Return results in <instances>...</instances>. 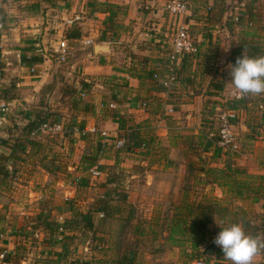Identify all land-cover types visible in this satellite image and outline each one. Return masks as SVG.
Wrapping results in <instances>:
<instances>
[{"label":"rangeland","instance_id":"obj_1","mask_svg":"<svg viewBox=\"0 0 264 264\" xmlns=\"http://www.w3.org/2000/svg\"><path fill=\"white\" fill-rule=\"evenodd\" d=\"M133 1L135 17L129 15L130 3L122 1L119 5H113L114 34L125 32L127 36L123 42L128 44L154 42V38L158 39V42H164V47L159 49L166 58L167 42L173 31L166 26L157 32L153 25L157 18L160 19L158 15H153L158 9L163 20L170 18V14L161 5L164 0H156L154 4V0ZM74 4L73 0H0V22H3L0 30V100L12 102L8 121L0 126V138L14 145L19 140L27 143L21 153L23 159L16 161L19 167L15 176L4 182L0 181V254L5 250L11 253L9 257L8 253L5 255L4 260L9 259L8 262H4L0 256V264H121V258L128 264L132 260L133 264H168L167 251L178 247L168 240L169 222L178 212H183L182 216H185L186 206L161 200L162 205L158 209L160 218L155 221L157 216L154 214V237L152 236L150 217L156 194L151 187L146 186L148 172L132 178L127 171L154 169V126L141 130L139 125H132L128 119H124L119 136L125 138L126 145L121 148L116 147L115 136L106 139L102 135L103 124L101 125L100 118L111 116L117 110L109 106L116 102V96L111 97L112 94L109 93L111 86L128 87L129 80L96 74L94 68L97 59L89 55L92 45L84 46L79 41L65 38L78 29L79 22L87 19L92 20L87 25L88 33L94 32L100 26V21L108 20L96 13L109 9L110 4L100 0H80L77 12L72 13L73 18L76 15L86 18L70 24L64 13L70 14ZM189 6L191 13L181 20L185 19L186 23L189 22L188 19L194 20L189 31L198 51L186 56L182 71L180 68L177 72V82L181 79L184 84H195L196 89L210 85L214 81L213 74L219 72L221 66L230 65V60L244 55H264V0H189ZM251 10L256 11L254 15L250 13L249 18ZM30 15L35 18L33 25L30 24ZM11 22L15 24L10 25ZM45 25L49 28L41 36L43 42L34 38L37 35L28 33L29 29ZM103 28L105 34L107 30L113 32L106 24ZM62 39L72 46L66 62H60L54 53V47ZM198 42L207 44L199 50ZM215 42H223V45L219 47ZM37 44H41L39 46L43 49L42 52L38 51L40 47ZM120 46V52L113 56V60H120L125 71L140 78V84L145 82L148 87L158 85L153 79L154 61L151 62L154 59V45L151 46L152 49L147 48L152 55H147L148 57L141 55L136 46ZM106 50L108 47L97 50V55ZM28 54L42 58V65H39L40 62L38 65L28 62ZM221 54L224 56L223 61L216 60ZM206 57L210 59L208 65ZM32 65H36L35 70ZM123 81H127V85L120 83ZM220 82L223 85H218L224 91L227 81L223 79ZM175 87L176 84L169 90ZM203 91L207 95L204 87L200 92ZM135 98L136 104H140L146 112H154V105L151 104L153 101L149 97L137 94ZM224 98H229L228 94ZM245 98V101L252 100L263 105L252 107L245 114L248 115V126L241 131V135L237 134L239 152L220 153V157L225 156V160L233 166L239 164L237 158L242 154L264 150V94L248 95ZM210 99L208 96L206 100ZM144 102L147 103L146 106L143 105ZM227 102H230L228 105H233L232 100ZM167 110L163 113L168 112ZM195 112L198 113V108ZM217 112L219 111L211 109L208 112L215 119H207L211 124L205 125L210 127H206V130L217 131ZM30 118L60 121L64 124V131L29 136L25 127ZM90 119L94 120L96 129L85 135L80 128L82 125L84 128L92 127L93 124L87 123ZM104 130L111 132L110 128ZM3 150L9 152L7 146L0 144V153ZM200 152L202 151L194 152L193 156L200 157L193 159L195 166L200 162L207 167L219 166L215 164H219L220 159L207 155L205 160ZM195 166L190 165L186 174H191L186 175L185 179L194 181L192 177L198 175L195 173L198 171L193 170L197 169ZM93 169L99 170L100 174L94 175ZM202 177L205 178V175H201ZM110 179L119 184L118 189L122 190V194L126 196L125 192H128L129 197L127 202L122 201L117 198L120 192L114 193L112 199L108 200L115 207L121 206V209L119 215L108 218L103 212L94 210V207L103 197L106 200L109 198L108 192L110 188H114ZM142 181L144 189L140 186ZM201 185L199 183L189 191L190 202L216 197L218 191L214 189V184ZM226 199L228 201L225 196L221 198V205L228 213L232 214L236 208L237 214L243 210L252 221L250 226L255 225L252 231L264 229V223L260 220L264 215L262 203L251 205L250 198L234 199L229 195ZM216 208L218 209L215 207V210ZM129 214L132 215L130 221L126 219ZM160 219L163 221L160 222ZM61 222L65 231L59 240ZM243 224L247 226L248 222ZM140 233L143 236L139 237ZM210 239L214 241L211 234ZM187 245L178 247L180 251H176L178 254L175 253L174 257L178 255L179 260L188 258L189 254L186 252H190V248ZM193 261L194 258H190L189 264H193Z\"/></svg>","mask_w":264,"mask_h":264},{"label":"crops","instance_id":"obj_2","mask_svg":"<svg viewBox=\"0 0 264 264\" xmlns=\"http://www.w3.org/2000/svg\"><path fill=\"white\" fill-rule=\"evenodd\" d=\"M73 1L75 4L72 7L71 13L70 14H67L66 12L64 13L65 18L67 20L72 19L74 15L72 13H75L78 10L77 7L80 0H73ZM100 1H105L108 4H118V5L121 4L122 1H125V3H130L129 15L130 17L136 16L134 9L135 2L133 0H100ZM167 1L164 0L162 2L161 5H163V9ZM155 2L156 0H154L152 4H154ZM49 6L52 7L50 4ZM50 9L52 10L54 8H50ZM81 10L83 9L81 8ZM108 10L110 9H106L102 12L96 13V15L105 17L104 19H106L107 17L108 20L100 21L101 23L100 26H97L98 28L94 32L88 33L87 31L88 30L87 25L91 23L92 21L91 19H87V21L79 22L78 28L80 27L79 29L81 31V36L79 38L74 39L73 41H78L85 38L94 39L95 43L94 45L91 46L92 51L89 53V55L90 57H94L97 59L94 68L96 74L105 75L108 78H118V79L126 78L129 80L128 87H121L117 85L111 86L112 88L110 89L109 93L112 94L111 97L116 96V102H112V103L114 105V108L117 110H115L113 112L114 114L111 116H108L104 119L100 118L101 125L103 124L102 125L103 131L104 129L110 128L111 129V132H109L110 137L119 136V134L122 131L119 125L120 118L128 119L129 123L132 125H139V128L141 130L145 129L146 127L150 128L151 125L154 126V169L152 170L134 169L127 171L128 175L131 176L132 178H134L137 175H144L145 173L148 172V175L146 176V186L151 187L152 190H154V194H156V197L154 196V205H152V211H151L152 216L150 217L152 219V222H150L152 227L151 230L152 236L154 237V217L157 216L155 217V221H159L158 219L160 218L158 217V209L162 205V202H160L161 200L164 202L170 200L169 203L174 202L176 205L190 206L191 204H195L199 202V201L190 202L188 198V194L191 188L199 185V183H201L202 185H205L207 183H212L215 186L214 189L218 191L216 197H214L213 199L208 197V200H204L200 202L212 203V204L215 203V207H218V209L216 208V210L212 215L213 221L209 226L210 234L213 235V239L219 234V232L222 230V227L228 226L231 223L242 224L245 232L249 235L264 237V229L261 231L259 230L252 231L255 225L250 226L252 225V221L250 222V220L246 216V213L243 212V210L239 211V214H237L238 212L235 211L238 208H236V210H233L231 214L228 213V210L222 207L221 205V198L225 196V200L228 201V199H226V196L229 195L231 198L234 197V199L250 198L251 205L252 204L259 205V203H262V205L264 206V150L262 151L258 150L255 153L246 152V154H242L243 156L237 158L239 164H236L234 166L231 165L232 173L229 168H227V170L225 171L224 170V168H226L225 156L221 158L220 156L222 154L219 157H215L213 155L215 151V145L210 137L213 130L212 129L206 130V127H209V125L205 126L207 124H211V122H208L207 119H215L213 114L212 115L208 114L210 109L219 111L217 112V116H216L218 120L219 114L222 111V109L228 106L227 103H230L227 102L229 99L224 98V96L226 97V95L228 94L227 92L228 90L234 88L231 82L232 77L230 76V72H231V67L235 65L234 62L236 58L229 61L230 65H227L225 67L221 66L220 69L218 70L219 72L216 71L213 74L214 78L212 79L215 82L212 81L210 82V85L203 86L205 88L207 95L204 94V91L200 92L203 89V87H197L196 89L195 84H191V85H188V83L184 84L182 83L181 79L179 82L176 83V87L173 88L172 90L166 91V89H163L161 88V86L155 84L154 87H148L146 84H144L145 82H142L140 84L139 77L131 76L129 72L125 71V67L121 66L120 64V60H116V61L113 60L115 58L113 56L120 52L118 48H120L121 47L120 45L123 44L128 46H136L137 51H139L141 55H145L146 57H148L147 55L152 56L151 54H149L147 48L149 47V49L150 48L152 49L151 46L154 45V59L151 60V62L154 61V73H155V71H159L165 68V66L167 65L168 47L166 51V58H164L163 53H161L162 51H160L159 49L160 47L162 48L164 47L163 45L164 42H158L159 41L158 39L154 38V42H130V44H128V42H123L124 40H126L127 35L125 32L124 33L118 32L117 34H114L115 21L112 20V17H110V11ZM254 11L256 10L249 11L248 14L249 18H251L250 13L253 14ZM189 13H191V11ZM153 15H158V17L161 19L158 20L157 18V20L153 23L154 30H156L157 32H159L162 27H166V26L168 30L171 29V31H173L176 22L179 21L178 19H175L171 15L169 16L170 18L168 20H163L159 9L156 10L153 13ZM75 17H79L83 20H85L84 18H86L85 16L80 17L79 15H76ZM29 20H30V24L33 25L34 24L33 21H35L33 15H30ZM188 21L189 22L186 23L184 19V22L187 24L188 27L194 25L193 19L190 20L188 19ZM9 24L14 25L15 23L11 22ZM104 24L109 26L110 27L109 29L110 30L112 29L113 32H108L109 30H107L105 34L104 32L105 29L104 28L102 29ZM48 28L49 27L46 25L40 26L37 28L29 29L28 33H31L32 35L35 36L37 35L34 38L35 39L39 38L38 42H43L41 36L44 32L47 31ZM100 28L102 29L103 32H101ZM17 29L18 28H16V30ZM32 38L33 37H31V39ZM167 43L169 45V42ZM198 43H199L198 44L199 50L201 49L200 47H203L207 44V42H198ZM215 43L219 47H221V44L223 45V42H215ZM37 45H41V44H37ZM97 45H106L108 46V50H106L105 52L103 51L100 55H97L95 51ZM115 45H117V48H115ZM150 51L152 52V50ZM223 59L224 56H222L221 54L219 57H217L216 60L223 61ZM110 60H112L113 62H110ZM185 60L186 59H184L181 63L180 66L181 71L184 67L183 64ZM209 60L210 59H208L207 57L205 58L207 65H208L207 62ZM225 62H227V60H225ZM39 65L42 64L40 63ZM206 70H207V66H206ZM209 73L212 74L211 72ZM181 77H183V75ZM223 79L227 81V86L225 87L224 91L223 89H221L222 87L218 85V83H221L220 81H222ZM120 83H124V85H127L128 82L123 81ZM221 84L223 85V83ZM157 87H159V89ZM137 94H140L142 96H147L149 97V99L153 101L151 102V104L154 105V112L151 111L146 112L141 107L140 104H136L135 95ZM208 96L211 98L209 101L206 100ZM245 99L240 101L234 100L235 102L234 101L231 102L233 103V105L232 104L230 105L237 110L238 118L237 120H235V129L238 135L239 134L241 135L242 133L241 131H244L245 127L248 126L247 125L248 115L245 116V114H248V112L251 111L252 107H258V106L262 107L263 105L261 103L253 102L252 100L245 101ZM210 101L212 102L210 103ZM111 104H109L110 107ZM197 108H198V113L195 112V109L197 110ZM165 109L166 110L172 109L173 112L167 110L168 112H165L164 114L163 111ZM93 122H94L93 119L88 120L87 123L93 125L92 127H88V126L85 127L84 129L85 135L86 133L90 131H94V129H96V127H94ZM195 151L197 152L202 151L200 152V155L205 160L207 158V155L209 156L212 155L213 158L220 159L219 164H215V166L218 165L219 166L207 167L204 163L202 164V162H200L199 164H197V166H195L196 164L193 161V159L194 160L200 159V157L193 156ZM231 160H233V158H231ZM192 164L195 167H197V169H193V170H197L198 172L195 173H198V175H194V177H192L194 181H189L188 178L185 179V177L186 175L190 176L191 174L190 172L188 174L186 173L188 172L187 169H189L190 165ZM228 174L230 177H226V175ZM201 175H205V178L203 177L201 178ZM140 186H142L143 189L145 188L143 181H142V185L140 184ZM128 187H130V185ZM259 191L260 193H258ZM179 198L182 200L181 202ZM182 213L180 215L181 219L186 218L187 216L186 215L182 216ZM260 220H262V222L264 223V215ZM161 221L163 220L160 219V222ZM247 222H248L247 226L243 224V223L246 224ZM169 232L170 231L168 230V233ZM141 234L142 233H140L138 236L139 237L143 236ZM203 249L204 246H201L200 250ZM57 250L61 251L60 249ZM176 251H180L178 247H173L172 249H169L167 251L166 255L168 259V264L190 263V258H192L193 255L192 256L189 255L188 258L186 257L179 260L178 255L176 258L174 257L175 253L178 254V252ZM188 251L190 250L188 249ZM214 254H215V246H214ZM196 259L198 258H194V261ZM214 262H216L215 264H231L230 261H227L224 258V255L221 257V259H217V258L214 259ZM7 264H11V263H7ZM253 264H264V252H261L254 258Z\"/></svg>","mask_w":264,"mask_h":264},{"label":"built area","instance_id":"obj_3","mask_svg":"<svg viewBox=\"0 0 264 264\" xmlns=\"http://www.w3.org/2000/svg\"><path fill=\"white\" fill-rule=\"evenodd\" d=\"M189 0H168L164 6V10L173 16L175 19L179 21L176 22L173 30V34L171 39L168 41V55H167V65L164 69H166L165 74L157 71L153 73V79L161 86L163 89L169 90L172 86H174L178 81L177 72L181 66L182 61L184 60L185 55L189 54H196L198 51V47L190 34L189 27L187 24L182 21L181 19L185 18L188 15L190 8H189ZM80 20L81 18L75 17L73 19L67 20V23L73 24L76 20ZM236 19H239L236 17ZM3 28V22H0V30ZM84 46L94 45L93 38H85L78 40ZM39 46V45H38ZM40 47V46H39ZM39 52H42L43 49L40 47L38 49ZM72 51V46L68 43L67 40L62 39L57 42L56 46L54 47V53L56 58L60 62H66L69 58V55ZM47 57L45 54H43ZM28 57L29 62L35 63L32 61L34 56L32 54L26 55ZM38 63V62H37ZM36 63V65H38ZM41 63V62H40ZM36 65L33 66V70H35ZM228 99L229 100H243L236 98V91L235 89H231L228 92ZM144 106L147 105L146 102L143 103ZM113 108V103L111 104ZM12 111V102L0 100V126L8 121V115ZM170 112H173L170 109ZM238 118L237 110L233 106H226L222 109L219 114L218 118V131L216 133H211L210 137H214V145L217 148H220L223 152L229 153H236L240 150V143L237 136V132L235 130V120ZM64 131V124L60 121H50L47 120L43 122L38 128H36L31 136H38L41 133H61ZM85 133V131H83ZM102 135L108 139L111 138L109 131L104 130ZM117 139L114 140L115 145L117 148H121L125 145V138L117 136ZM106 144L104 143V146ZM94 175H99L100 171L97 169L92 170ZM65 231L64 224L61 222L59 226V234L58 239H62V233ZM2 235V234H1ZM9 253L8 250L1 253L0 256L3 258L2 260L5 262L4 258L5 255ZM194 264H213L212 262H208L205 259H196Z\"/></svg>","mask_w":264,"mask_h":264},{"label":"trees","instance_id":"obj_4","mask_svg":"<svg viewBox=\"0 0 264 264\" xmlns=\"http://www.w3.org/2000/svg\"><path fill=\"white\" fill-rule=\"evenodd\" d=\"M113 5L114 4H110L111 7L109 8L110 10H108L110 11V17L114 15V12L112 9ZM80 36H81V31L78 28L77 30H74V32H71L69 35L65 36V38L67 40L68 38L71 40H74L76 38H79ZM189 55H194V54H189ZM186 56H188V54L185 55L184 59L187 58ZM0 57H1V49H0ZM237 58H241V56ZM236 59H235L234 64L236 63ZM41 60L42 58H38V57L32 58V61H34L35 63L40 62ZM165 70L166 69L163 68L159 70V72H161L162 74H165L166 72ZM45 121H47V119H43L40 121L39 118H30L27 126L25 127V132L27 133V135L31 136L32 132ZM124 122H125L124 118H120L121 127L124 125ZM84 129L85 128L82 125L80 128V131H84ZM217 131H213L212 133H216ZM253 137H255V135H253ZM211 139L213 140L215 138L211 137ZM0 144L7 146V148L9 149V152H7V150H3V152L0 153V181L4 182L6 179H9L10 177L15 176V173L17 172L18 167H19L17 166L16 161L20 158L23 159L21 157V153L26 148L27 143L25 140H19V142L14 145V144H10V142L6 139L0 138ZM125 145H126V142H125ZM221 152L222 150L215 146V151L213 155L215 157H219L221 155L220 154ZM231 165L232 164L228 162L227 160L226 165H225L226 168H224V170L226 171L227 168H229L232 173ZM226 177H230L229 174L226 175ZM109 181L112 185H114V188L112 189L110 188L108 192L109 198H107V200H106V197H103V199H100L95 205L94 210L100 213L103 212L106 217L111 218L115 215H119V210L121 209V206L120 207L113 206L112 204H110L109 202L110 200L108 199H112L114 193L116 192L119 193L122 190H119L120 186L119 184H117L115 180L110 179ZM125 193H126V196L125 194H122L120 192L117 198L121 199L122 201L127 202L129 193L128 192H125ZM214 211H215V206L212 203L198 202L195 204H191L190 206H186V211H185L187 215L186 218L181 219L180 215L182 212H178L176 214L177 216H175L173 220L169 222L168 229L170 232H169L168 240L171 241L173 245L178 246V247H184L185 244L186 245L188 244L187 246H189L190 252H186V253L191 256L193 255L192 258L206 259L207 261H214V259L216 258L221 259V257L223 256L222 249L218 245H215V243L210 239L209 226L213 221L212 215ZM80 215L82 214L80 213ZM126 219L130 221L132 219V215L129 214L126 217ZM121 233L122 232H120V234ZM210 242L214 243V246H215V254L213 257L205 256L203 253V250H200L201 246H205L209 244ZM10 255L11 253L9 252L7 254V257H9ZM121 259H122L120 260L121 264H128V263H124L123 261L124 258H121ZM5 261L8 262L9 259H6ZM129 264H133V260L130 261Z\"/></svg>","mask_w":264,"mask_h":264},{"label":"clouds","instance_id":"obj_5","mask_svg":"<svg viewBox=\"0 0 264 264\" xmlns=\"http://www.w3.org/2000/svg\"><path fill=\"white\" fill-rule=\"evenodd\" d=\"M230 76L237 99L264 94V55L237 58ZM213 242L231 264H253L254 258L264 252V237L247 234L240 223L222 227Z\"/></svg>","mask_w":264,"mask_h":264},{"label":"water","instance_id":"obj_6","mask_svg":"<svg viewBox=\"0 0 264 264\" xmlns=\"http://www.w3.org/2000/svg\"><path fill=\"white\" fill-rule=\"evenodd\" d=\"M107 47L108 46L106 45H97L95 51L96 53H98L97 50H104ZM203 253L205 256L213 257L214 256V243L210 242L209 244L205 245L203 249Z\"/></svg>","mask_w":264,"mask_h":264}]
</instances>
